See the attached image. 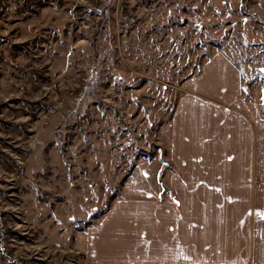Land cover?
<instances>
[{
  "label": "rangeland",
  "instance_id": "1",
  "mask_svg": "<svg viewBox=\"0 0 264 264\" xmlns=\"http://www.w3.org/2000/svg\"><path fill=\"white\" fill-rule=\"evenodd\" d=\"M215 55L260 96L264 0H0V264H92L85 233L126 184L159 191L160 131Z\"/></svg>",
  "mask_w": 264,
  "mask_h": 264
},
{
  "label": "crops",
  "instance_id": "2",
  "mask_svg": "<svg viewBox=\"0 0 264 264\" xmlns=\"http://www.w3.org/2000/svg\"><path fill=\"white\" fill-rule=\"evenodd\" d=\"M255 86L246 91L222 55L185 83L160 131L161 188L131 195L125 185L84 235L92 264H264V86L259 97Z\"/></svg>",
  "mask_w": 264,
  "mask_h": 264
},
{
  "label": "trees",
  "instance_id": "3",
  "mask_svg": "<svg viewBox=\"0 0 264 264\" xmlns=\"http://www.w3.org/2000/svg\"><path fill=\"white\" fill-rule=\"evenodd\" d=\"M135 168H136V166L135 167H133V169H131V171H130V173L127 175V177H126V180L132 175V173H133V171L135 170ZM96 218H98V217H96ZM95 218V219H96Z\"/></svg>",
  "mask_w": 264,
  "mask_h": 264
}]
</instances>
